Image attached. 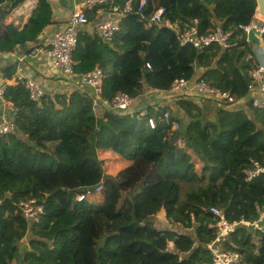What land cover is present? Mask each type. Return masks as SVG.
Segmentation results:
<instances>
[{
	"label": "trees",
	"instance_id": "1",
	"mask_svg": "<svg viewBox=\"0 0 264 264\" xmlns=\"http://www.w3.org/2000/svg\"><path fill=\"white\" fill-rule=\"evenodd\" d=\"M138 1L111 43L79 30L73 74L100 66L107 100L116 92L137 98L146 90L171 91L175 79L193 83L199 77L237 101L246 97L254 62L245 58L259 40L251 35L247 42L239 26L250 22L257 0H146L145 19L135 12ZM107 5L86 9L88 18ZM160 6L170 20H196L202 34L220 25L230 32L231 45L213 43L202 51L179 45L170 29L147 24ZM51 16L50 4L39 0L21 30L1 28L0 52L35 40ZM6 71L11 77L13 69ZM172 93L186 123L168 105H148L143 114L133 105L95 113L88 86L34 102L22 82L7 85L2 95L14 108L15 131L0 136V264L19 258L20 264H212L209 244L238 253L240 264H264V172L250 181L244 173L252 161L264 164V107L246 101L239 108L198 95L196 103L187 90ZM101 151L127 164L107 175ZM99 184L102 202L77 201ZM31 199L41 206L35 219L25 217L19 204ZM212 206L238 223L217 241ZM160 211L170 227L156 224ZM260 218V229L239 223Z\"/></svg>",
	"mask_w": 264,
	"mask_h": 264
},
{
	"label": "built area",
	"instance_id": "2",
	"mask_svg": "<svg viewBox=\"0 0 264 264\" xmlns=\"http://www.w3.org/2000/svg\"><path fill=\"white\" fill-rule=\"evenodd\" d=\"M108 4L111 17L104 19L96 25V34L101 40L106 43H111L115 33L120 29V23L124 16L133 12L134 0H83L72 10L68 24L65 28L60 31L55 32L50 39L48 54L51 56L52 63L55 66L61 68L62 72L66 75L73 74V61L72 52L77 44L79 25H85L88 23V15L86 9H91L94 6ZM146 4V0H139L136 13H141L142 8ZM141 15V14H140ZM142 18L143 15H141ZM145 19V18H144ZM153 23L170 29L178 41L179 45L186 46L191 45L197 50L202 51L209 45L217 43L222 47H228L230 32L224 31L220 25H217L209 31L208 33H200L196 20H191L188 22L182 20H170L165 17V8L160 6L151 12L150 16L147 17V24ZM239 29L245 33L246 41L250 42V36L253 35L259 40L258 45H253L254 54H249L246 56V60L252 59L254 62L253 67L249 71V83L248 92L243 100L250 103L253 107H264V13L260 12L257 7L254 14L248 24L240 25ZM263 37V39H262ZM34 51H38L35 49ZM147 67L150 65L147 63ZM104 76V71L100 66H95L91 71L82 74L80 76L84 85L91 88L92 95V111L97 112L101 107L107 109H114L117 112L120 110L130 109L133 103V99L128 94L123 92H116V94L107 100L102 97V80ZM18 82H22L28 91L29 98L38 102L44 97V90L40 87L37 81L31 77H24L20 74L16 76ZM172 92H179L181 90H194L195 94L201 97H205L214 100L218 103L226 102L228 104H235L237 99L228 91H222L216 87L210 86L206 81L199 77L192 83L189 87V81L183 78L175 79L170 87ZM4 89L0 90V97H3ZM4 100V98H2ZM5 103V100H4ZM164 119L169 118L168 111L162 113ZM147 124L154 128L156 121L154 117H147ZM174 127V125H173ZM178 124L176 123V128ZM15 131V124L12 118L3 116L0 118V136H5L11 134ZM179 140L180 139H176ZM175 140V142H176ZM181 142V141H180ZM177 144V142H176ZM264 172V164L258 163L257 161H252V166L244 170L246 175V181L252 180L259 173ZM102 188L99 184L93 190H88L85 193L78 194L81 195L80 200L84 199L86 196L89 197L90 194L98 193ZM76 196V199H77ZM77 199V201H80ZM1 204V200H0ZM23 214L27 218H37L38 214L41 212V206L35 204V199L28 201H22L19 203ZM34 208L33 210L31 208ZM38 210V211H36ZM34 211H36L34 213ZM210 212L218 217L217 231H216V241L221 237L226 236L231 233L235 226L238 224L236 222H229L224 218L223 212L220 208L212 206L210 207ZM260 222L256 220L249 223L244 220H240L239 223L245 225H251L255 229H260ZM208 248L213 254L212 264H240L241 257L238 253L234 251H222L218 247L208 245Z\"/></svg>",
	"mask_w": 264,
	"mask_h": 264
},
{
	"label": "crops",
	"instance_id": "3",
	"mask_svg": "<svg viewBox=\"0 0 264 264\" xmlns=\"http://www.w3.org/2000/svg\"><path fill=\"white\" fill-rule=\"evenodd\" d=\"M13 0H0V34L1 28L6 26H13L17 30H21L28 22L32 12L37 7L39 0H24L20 4L12 7ZM52 9L51 22L40 33V35L33 41H25L24 44H17L10 51L0 52V90L5 89L7 85H15L17 83L16 76L18 74L24 77H31L37 81L40 87L44 90V94H70L73 91H84L85 86L80 76L75 74L66 75L61 68L53 65L51 56L48 54L49 42L51 36L68 24L70 14L74 7H76L83 0H46ZM108 6V5H107ZM111 17L110 9L99 7L92 17L88 18V23L77 26L80 31L87 34H96V25ZM257 45V44H255ZM37 49L38 51H34ZM7 68H12L11 77L5 76L8 71ZM90 88V87H89ZM4 91V90H3ZM189 99L193 102L200 103L194 90H187ZM91 92V88H90ZM181 95V93H179ZM3 97H0V118L3 116L10 117V112L14 109L12 105ZM178 97L171 91H156L151 93L146 90L143 95L133 99V108L138 110L140 114L145 112L148 105L169 106L173 112H178L183 117V110L176 104ZM214 101V100H213ZM239 108H246L247 105L243 99L237 101L235 106ZM204 105L202 103L200 106ZM105 107H101L97 113L102 114ZM109 152V151H104ZM127 164L126 160L118 158L117 165L121 163ZM124 165V166H125ZM123 166V167H124ZM122 167H120L121 169ZM160 213L163 214L162 211ZM165 228L162 220L156 218V224ZM168 225V223H167ZM170 227L169 225L166 226Z\"/></svg>",
	"mask_w": 264,
	"mask_h": 264
},
{
	"label": "rangeland",
	"instance_id": "4",
	"mask_svg": "<svg viewBox=\"0 0 264 264\" xmlns=\"http://www.w3.org/2000/svg\"><path fill=\"white\" fill-rule=\"evenodd\" d=\"M258 44H259V41H258L257 45H258ZM191 86H192V82L189 81V87H191ZM197 98L200 99L199 97H197ZM207 99H208V98H207ZM209 100H210V99H209ZM167 111H168V110H167ZM172 112H173V111H172ZM168 113H169V111H168ZM173 113L179 115L178 112H173ZM212 114H213V111H212V110L209 111V115H212ZM169 115H170V113H169ZM179 116H180V115H179ZM180 117H181V116H180ZM181 118H182V120H183V121H182L183 123H186L187 120H188V117L185 115V113L183 114V117H181ZM174 128H176V122H174V127H173V129H174ZM176 142H177V145H178V146H181V145H182V142H180L179 140H176ZM98 157L101 158V159L103 160L104 173H106L107 175H108V174H109V175H113L116 171H118V170L120 169V167H123V166L125 165V162H124V163H121L120 166L117 165V164H118V163H117L118 156H116L115 154H113V153H111V152H104V151H101V152H99ZM199 163H200V161L196 160V167H197V168H199ZM80 198H81V195L77 196V199L80 200ZM84 199H85V200H88V201H92V202H102V201H103L102 198H100V195H99L97 192L94 193V194H90L89 197L86 196ZM31 209L33 210L34 208L32 207ZM36 211H38V210H36ZM36 211H34V213H35ZM155 218H157V220H158V219L162 220L163 225L168 226V225H167V222L165 221V217H164V215H163L162 213H158V214L156 215ZM160 225H161V224L158 223V226H160ZM27 240H28V238L25 237L24 239H22V243H24L25 245H27V243H28ZM18 261L21 262V259L19 258ZM20 262H15V261H14V264H20Z\"/></svg>",
	"mask_w": 264,
	"mask_h": 264
},
{
	"label": "water",
	"instance_id": "5",
	"mask_svg": "<svg viewBox=\"0 0 264 264\" xmlns=\"http://www.w3.org/2000/svg\"><path fill=\"white\" fill-rule=\"evenodd\" d=\"M257 9L264 13V0H257Z\"/></svg>",
	"mask_w": 264,
	"mask_h": 264
}]
</instances>
